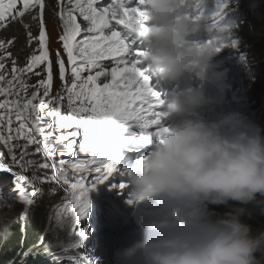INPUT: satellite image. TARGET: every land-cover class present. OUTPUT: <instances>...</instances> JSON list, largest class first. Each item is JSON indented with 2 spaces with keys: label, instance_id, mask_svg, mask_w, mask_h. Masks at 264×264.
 <instances>
[{
  "label": "clouds",
  "instance_id": "1",
  "mask_svg": "<svg viewBox=\"0 0 264 264\" xmlns=\"http://www.w3.org/2000/svg\"><path fill=\"white\" fill-rule=\"evenodd\" d=\"M199 2L204 12L216 17L211 21L217 19L220 4L226 2L225 16L235 28L248 29V17L254 11L264 14L259 7L261 0ZM188 6V0H146L152 31L144 36L148 42L145 61L154 74L166 69L163 79L183 82L195 74L202 84L168 94L162 111L169 121V132L163 142L154 140L146 156L90 191L89 198L98 201L91 205L92 217L108 203L113 185L126 178L133 213L134 207H143L145 214L136 223L137 234L117 250V264H264V45L246 39L254 37L251 29L241 33L245 42L232 61L219 54L213 56L214 48L190 43L200 26L188 16L196 19L202 13ZM19 50H25V55L33 51L24 42ZM212 56L239 73L232 81L235 91L246 93L244 86L250 81L255 94L223 98L217 109H210L214 118L208 119L202 112L214 100L207 85L223 78V74L211 73ZM13 59L6 57L4 63ZM4 99L0 96V101ZM11 180V175L0 172V186L8 193ZM42 187L44 194L37 200L47 207V214L42 215L47 218H25L19 215L25 209H16L17 214L7 208L10 204L0 208V264H42L45 260L40 256L48 248V258L59 262L69 254L59 252L56 241L63 237L56 233H70L57 230L50 222L51 207L63 192L50 195L48 184ZM215 205L224 209L218 212L222 215L211 213ZM108 208L114 224L120 227L114 211L119 207ZM40 233L43 239L38 241L33 234ZM92 242L80 244L89 246Z\"/></svg>",
  "mask_w": 264,
  "mask_h": 264
},
{
  "label": "snow or ice",
  "instance_id": "2",
  "mask_svg": "<svg viewBox=\"0 0 264 264\" xmlns=\"http://www.w3.org/2000/svg\"><path fill=\"white\" fill-rule=\"evenodd\" d=\"M145 4L146 0H113L106 6L100 0H0V30L19 23L28 46L36 44L23 66L12 60L11 79L0 71V96L5 97L0 101V149H6L0 150V172L12 177L9 193L0 191V208L19 201L27 215L46 183L50 195L63 192L51 207L50 222L57 230L86 238L89 229L82 221L90 213L89 193L118 171L121 149L163 142L169 132L162 125L164 100L154 91L142 61L130 54L135 41L152 31ZM227 7L226 2L220 4L219 21L225 22ZM49 12L61 28L58 39L71 66L70 79L59 49L55 60L51 58ZM77 15L87 24L82 27ZM235 27L225 23L224 30L232 37L231 46L239 47ZM17 39L0 38V70ZM136 55L145 59L147 52L138 50ZM105 59L115 66L109 70L100 63ZM85 71L89 74L83 77ZM29 74L37 77L33 85L25 78L30 79ZM55 75L61 81L58 92L52 91ZM101 77L108 82H101ZM118 187L124 190L128 185Z\"/></svg>",
  "mask_w": 264,
  "mask_h": 264
},
{
  "label": "bare ground",
  "instance_id": "3",
  "mask_svg": "<svg viewBox=\"0 0 264 264\" xmlns=\"http://www.w3.org/2000/svg\"><path fill=\"white\" fill-rule=\"evenodd\" d=\"M56 1V0H55ZM106 1L107 0H102L101 5L102 6H106ZM50 3H53L52 0H49ZM135 2V0H134ZM189 3V8H192L195 12L198 13H202V16L196 19H190L193 23L198 24L199 30L198 32L191 38L190 43H194L197 46L201 47V48H214V54L213 56H216L215 54H219L222 55V58L225 59H229V60H233L234 58H236L238 55L235 54L236 51H238L239 49H241V47L243 46V43L245 42V40L243 41L241 39V33L243 32L244 35L248 33L249 30L253 29V31H251L250 35H254V37L252 38H246V39H253L259 43H262L264 45V14H260L257 11H254L253 14L248 17L250 19V26L248 29H243L241 27L235 28V32L237 37L239 38V47H232V37L228 34L227 31H225V23L229 24V25H234L233 21L230 19L229 16H226L225 22L221 21L222 23H219L220 21L218 19H215L213 21H211V18H216L215 16H212L213 13H206L203 11L202 7H201V3L199 2V0H188ZM259 7H261V9L264 11V0H261V3H259ZM48 15H52L51 12L48 13ZM78 22L81 23V25H86L87 21L81 20L80 18H78ZM219 26L220 28L218 29ZM9 32H13L10 28H8L6 31L0 30V34H7ZM242 40V41H241ZM247 41V40H246ZM135 42H141L142 44L145 45L146 47V42L142 39L136 40ZM217 49H220L219 51H217ZM141 50L146 51V48H142ZM132 58L135 60V55H132ZM19 64L21 62H18ZM22 64H25L24 62H22ZM232 65L229 66H224L222 69L228 70L231 68ZM12 68V65H11ZM7 75V78L10 79L12 78V72L10 71H4ZM232 72V71H230ZM238 72L236 71L234 74H237ZM242 74V73H241ZM239 75V73H238ZM192 79H197L195 77V74H191L189 76ZM3 83V82H2ZM164 96V93L160 94V98L162 99V97ZM62 111V110H61ZM143 145V144H142ZM152 145H143V151H144V156H146L149 152V148H151ZM121 151H126L125 148L121 149ZM129 152V151H127ZM117 179V178H116ZM124 180H119V182L117 183H123L126 178H123ZM1 188V187H0ZM1 190H4L3 188H1ZM5 193L7 194L8 192L5 190ZM122 196L123 197V193L118 195V191L115 192V196ZM119 199V198H118ZM19 205H22V202H19ZM125 202H127V199L125 200ZM24 209H25V205H24ZM47 210V207L42 204L40 201H36V204L32 207V209L27 213V215H25V212L23 213L22 216H24L25 218L30 219L32 216L34 219H39V218H47L48 215H45L44 217H42V215L45 213L47 214V212H45ZM135 213H134V217L138 219L145 214L144 208L143 207H134ZM224 210L222 207H219L217 205H215L212 210L211 213L215 214V215H222V214H218L219 211ZM93 224V222H91ZM120 231L119 234H121V231H123V229L127 228V223L125 221V219L123 218L120 222ZM89 229V233L91 236H93L94 238V243H97V236H105L109 241H115L117 242V238L118 236H113L111 233H102L101 229L99 230H91L88 226ZM132 229L128 230L131 231ZM35 234H33L34 236ZM57 236H62L63 237V241L60 242L58 241V245L62 244V252L65 251V249H67V253H69V250L67 248V242H66V234H61L60 232H57L56 234ZM108 236V237H107ZM43 239L42 237V233H40V238L39 241H41ZM116 239V240H115ZM80 240H82V237H80ZM100 244V243H99ZM57 246V245H56ZM46 259L48 258H43V260L46 261ZM89 262H91V264H98V260L96 258H90ZM46 263V262H45ZM115 264H117L116 258H115Z\"/></svg>",
  "mask_w": 264,
  "mask_h": 264
},
{
  "label": "rangeland",
  "instance_id": "4",
  "mask_svg": "<svg viewBox=\"0 0 264 264\" xmlns=\"http://www.w3.org/2000/svg\"><path fill=\"white\" fill-rule=\"evenodd\" d=\"M53 27H54V29L55 30H59V26H58V23L57 22H54V20H53ZM263 55H264V49H263ZM55 60V59H54ZM78 143H79V140H78ZM84 155L85 154H83L82 155V157H84ZM3 193H5V189L4 190H1ZM6 194V193H5ZM8 204H10L9 205V207H7L11 212H14V213H17V214H19L17 211H16V209H20V210H23L24 209V204H22V205H19V203L17 202V201H9V203ZM24 213V212H23ZM23 213L22 214H19V215H23ZM94 249H95V252L92 254V255H90L91 256V258H96L97 260H98V264H101L100 263V261H99V259L101 258V256H102V253H98V252H96V251H101V247H100V244L98 243H94ZM102 252V251H101Z\"/></svg>",
  "mask_w": 264,
  "mask_h": 264
},
{
  "label": "trees",
  "instance_id": "5",
  "mask_svg": "<svg viewBox=\"0 0 264 264\" xmlns=\"http://www.w3.org/2000/svg\"><path fill=\"white\" fill-rule=\"evenodd\" d=\"M57 234V233H56ZM36 238H38V241H39V238H40V234H38V235H34ZM47 251L42 255V256H40V258L41 259H43V258H48V252H50V250H49V248L48 249H46ZM45 263V262H44ZM43 264V263H42Z\"/></svg>",
  "mask_w": 264,
  "mask_h": 264
}]
</instances>
